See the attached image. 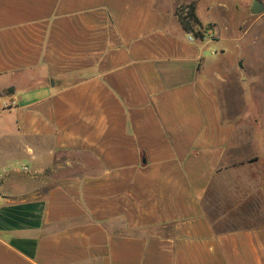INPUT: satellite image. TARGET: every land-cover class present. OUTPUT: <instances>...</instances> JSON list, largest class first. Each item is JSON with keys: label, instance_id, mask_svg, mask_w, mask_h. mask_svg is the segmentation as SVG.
I'll return each mask as SVG.
<instances>
[{"label": "crops", "instance_id": "crops-1", "mask_svg": "<svg viewBox=\"0 0 264 264\" xmlns=\"http://www.w3.org/2000/svg\"><path fill=\"white\" fill-rule=\"evenodd\" d=\"M211 22L198 39L160 0H0V160L27 171L2 184L0 264H264V91L243 73L232 114Z\"/></svg>", "mask_w": 264, "mask_h": 264}, {"label": "rangeland", "instance_id": "rangeland-1", "mask_svg": "<svg viewBox=\"0 0 264 264\" xmlns=\"http://www.w3.org/2000/svg\"><path fill=\"white\" fill-rule=\"evenodd\" d=\"M195 4L197 10H195L197 16L200 17V22L203 26L205 34L211 37L214 34L216 27L211 22H217L221 30V47L226 51V61H228V67L231 70L235 67V71L230 72L229 80L232 92L228 96L231 97V109L232 114L237 112L247 111L241 95V87L238 84L239 80L244 73V77H252L253 88L257 91V101L260 98L258 92L264 91V63L258 62L256 57L260 55L264 56V42L257 43L253 47H245V39L241 37L240 28H248L252 30V33L264 31V21L262 23H256L249 14L248 7L251 6L252 0H160V5L168 10H177L178 7ZM197 4V5H196ZM254 4V2H253ZM252 4V6H253ZM178 18V17H177ZM216 24V25H217ZM243 25V26H242ZM213 37V36H212ZM247 50V57L253 66L245 64L242 60L238 61V55ZM245 55V54H244ZM264 61V60H263ZM247 73V75H246ZM248 74H251L249 76ZM246 78V79H247ZM26 169L22 166L15 169L11 167L6 160H0V200L4 197L1 193L2 184L6 178H17L22 180L26 178ZM249 174L246 173L245 176ZM238 177V176H237ZM236 178H234L235 180Z\"/></svg>", "mask_w": 264, "mask_h": 264}, {"label": "trees", "instance_id": "trees-1", "mask_svg": "<svg viewBox=\"0 0 264 264\" xmlns=\"http://www.w3.org/2000/svg\"><path fill=\"white\" fill-rule=\"evenodd\" d=\"M195 10V4L191 3L178 7L176 15L188 33H191L194 38L203 39L205 37V31Z\"/></svg>", "mask_w": 264, "mask_h": 264}, {"label": "water", "instance_id": "water-1", "mask_svg": "<svg viewBox=\"0 0 264 264\" xmlns=\"http://www.w3.org/2000/svg\"><path fill=\"white\" fill-rule=\"evenodd\" d=\"M264 11V4L260 0H255L252 6V14H259Z\"/></svg>", "mask_w": 264, "mask_h": 264}]
</instances>
